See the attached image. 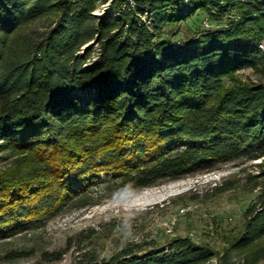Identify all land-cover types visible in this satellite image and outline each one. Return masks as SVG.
Returning a JSON list of instances; mask_svg holds the SVG:
<instances>
[{
	"label": "trees",
	"instance_id": "trees-1",
	"mask_svg": "<svg viewBox=\"0 0 264 264\" xmlns=\"http://www.w3.org/2000/svg\"><path fill=\"white\" fill-rule=\"evenodd\" d=\"M197 9L223 22L173 40ZM262 40L264 0H0V160L27 154L26 164L0 166V239L70 205L264 157V78L236 76L264 75ZM254 176L236 248L264 238V168ZM156 249L126 245L90 264H204L214 255L187 236ZM262 257L264 246L245 258ZM217 264L241 263L223 253Z\"/></svg>",
	"mask_w": 264,
	"mask_h": 264
},
{
	"label": "rangeland",
	"instance_id": "rangeland-1",
	"mask_svg": "<svg viewBox=\"0 0 264 264\" xmlns=\"http://www.w3.org/2000/svg\"><path fill=\"white\" fill-rule=\"evenodd\" d=\"M103 8L98 7L93 14L100 15ZM221 22L208 19L205 11L197 9L177 30L174 28L172 39L182 41L198 29ZM92 45L93 59L98 45ZM260 47L264 49V40ZM236 76L244 80L264 78L252 68L241 69ZM2 155L1 167L13 160L21 165L27 163V154L20 151ZM262 162L264 157L215 163L205 170L158 185L117 191L89 206H67L38 226L0 239V264H90L126 245L138 244L144 252L149 247L161 250L171 238L183 236L213 250L214 255L204 264H217L223 253L233 261L248 264L251 259L245 257L264 246V238L240 248L233 244L245 225V208L257 194L254 183L261 177L254 175H260L264 167L258 164ZM10 251H28V254L9 258ZM42 251L60 253L61 258L47 261L41 257ZM251 264H264V257Z\"/></svg>",
	"mask_w": 264,
	"mask_h": 264
},
{
	"label": "bare ground",
	"instance_id": "bare-ground-1",
	"mask_svg": "<svg viewBox=\"0 0 264 264\" xmlns=\"http://www.w3.org/2000/svg\"><path fill=\"white\" fill-rule=\"evenodd\" d=\"M126 2L130 5V6H134V0H126ZM107 3H104V4H101L100 6L103 8L106 6ZM144 21L147 23V24H150L151 25V21L149 19L145 20L144 18Z\"/></svg>",
	"mask_w": 264,
	"mask_h": 264
}]
</instances>
